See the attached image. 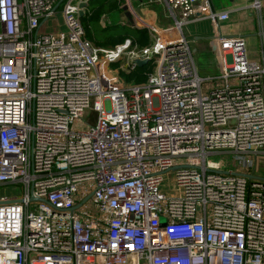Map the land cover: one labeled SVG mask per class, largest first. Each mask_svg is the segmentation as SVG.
<instances>
[{
  "label": "built area",
  "instance_id": "2783aa9c",
  "mask_svg": "<svg viewBox=\"0 0 264 264\" xmlns=\"http://www.w3.org/2000/svg\"><path fill=\"white\" fill-rule=\"evenodd\" d=\"M82 1L0 0V184L20 186L0 195V264H264V31L257 58L244 35H214L219 71L203 76L182 25L219 28L227 9L157 0L170 25L105 46ZM57 8L66 33L41 32ZM124 56L127 72L156 63L137 83L99 62Z\"/></svg>",
  "mask_w": 264,
  "mask_h": 264
},
{
  "label": "rangeland",
  "instance_id": "374dc122",
  "mask_svg": "<svg viewBox=\"0 0 264 264\" xmlns=\"http://www.w3.org/2000/svg\"><path fill=\"white\" fill-rule=\"evenodd\" d=\"M237 1V2H236ZM248 0H246L247 2ZM243 0H212V3L215 8L221 9L222 7H230L236 5L239 7L237 10L238 13H252L253 8L248 4L242 3ZM123 3H127L124 0ZM122 3V5H123ZM129 9L132 11L133 15V25L141 26L145 25L144 23L148 22L154 24L158 28L167 26L171 24L172 18L168 15V10L161 2L157 0H129L128 1ZM87 6V5H86ZM252 11V12H251ZM101 23H111V22H125L128 21L127 17L124 15L123 10H109L101 13L100 15ZM129 22V21H128ZM130 23V22H129ZM184 35L189 41L195 40L196 35H200L202 37H208V28L209 21L204 19L203 22H187L182 25ZM41 32H63L66 33V25L64 22L63 13L60 8H57L52 14L44 18L40 25ZM204 40H200V45L197 46V51L194 53L195 62L198 68V72L200 75L204 76H215L219 71L218 64V54H214L211 47L205 44L202 45ZM198 42V43H199ZM247 49V44H246ZM250 57V56H249ZM127 60V61H126ZM131 60L129 57L124 56L123 58L113 62L107 63L104 59H101L99 62L100 65H105L109 70L117 69V71H112L116 76H120L126 82L130 80L126 76V70H122L119 66L127 67L124 63ZM156 63V62H154ZM216 81L214 80H206V85H211ZM85 119L89 121H94V112L91 109H87L86 114L84 116ZM220 159L223 160L224 168H233L234 162L232 161L231 155L221 154L219 156ZM159 187L164 190L166 193H172L176 189V185L174 182V169H169L162 172V180L160 181ZM20 193V186L15 183H5L0 184V195H18Z\"/></svg>",
  "mask_w": 264,
  "mask_h": 264
},
{
  "label": "trees",
  "instance_id": "16d2710c",
  "mask_svg": "<svg viewBox=\"0 0 264 264\" xmlns=\"http://www.w3.org/2000/svg\"><path fill=\"white\" fill-rule=\"evenodd\" d=\"M124 0H88L84 13L80 16L85 36L97 45H113L131 38L133 43L145 45L149 42V31L146 26H136L128 21L101 23V13L109 10L122 11ZM154 58L136 64L127 73L129 80L142 82L154 68Z\"/></svg>",
  "mask_w": 264,
  "mask_h": 264
},
{
  "label": "crops",
  "instance_id": "0c3cea01",
  "mask_svg": "<svg viewBox=\"0 0 264 264\" xmlns=\"http://www.w3.org/2000/svg\"><path fill=\"white\" fill-rule=\"evenodd\" d=\"M251 1L252 0H248L246 2V0H243L242 3L249 5ZM260 3L261 5L259 9H255L252 7L254 11V12L251 11L252 13L250 12L238 13L237 10L239 9V7H237L236 5L230 7H222L221 9H227L229 11V17L228 19L220 23L219 28L207 18L187 21V22H191V21L203 22L204 19H207L209 21L208 32L206 33L208 34V37H202V36L196 37L198 36L196 35L195 40L191 41L194 49V53L195 51H197V46L200 45L199 41L204 40L202 45L204 46L205 44H207L208 46L211 47L213 53L216 54L217 49H216V41L215 39H213L214 35L218 34L219 32H222L223 34L239 33L244 35L247 44L248 55L251 58H257L259 55V49H260V43L262 37L261 33L262 31H264V0H260Z\"/></svg>",
  "mask_w": 264,
  "mask_h": 264
},
{
  "label": "water",
  "instance_id": "95a60500",
  "mask_svg": "<svg viewBox=\"0 0 264 264\" xmlns=\"http://www.w3.org/2000/svg\"><path fill=\"white\" fill-rule=\"evenodd\" d=\"M87 5V2L86 1H82L79 3V6L81 7V9L79 10V14L82 15L83 14V7H86ZM122 10L124 12V15L127 17L128 21L130 23H133L134 19H133V15H132V11L129 9V5L127 3H123L122 5ZM196 37H201V36H196ZM149 59V57H145V58H134V62L136 64H141V63H144L146 62L147 60ZM175 166H173L172 168H174ZM248 176H258V175H252V174H248ZM90 194H87L83 199L85 200ZM81 202L75 204L73 207H77L80 205Z\"/></svg>",
  "mask_w": 264,
  "mask_h": 264
}]
</instances>
